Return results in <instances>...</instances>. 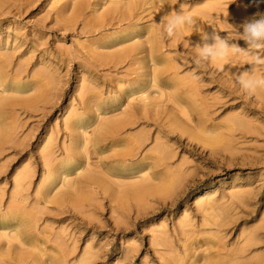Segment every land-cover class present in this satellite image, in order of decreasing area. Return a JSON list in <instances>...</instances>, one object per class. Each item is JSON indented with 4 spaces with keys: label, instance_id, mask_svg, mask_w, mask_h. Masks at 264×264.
I'll list each match as a JSON object with an SVG mask.
<instances>
[{
    "label": "rangeland",
    "instance_id": "obj_1",
    "mask_svg": "<svg viewBox=\"0 0 264 264\" xmlns=\"http://www.w3.org/2000/svg\"><path fill=\"white\" fill-rule=\"evenodd\" d=\"M74 1L0 0V52L12 56L7 78L0 79V98L9 101L0 117V264H86L85 252L96 254L88 264H264V89L250 95L236 79L253 67L257 77H264V65L250 63L255 55L250 50L229 56L231 71L205 65L188 41L183 44L184 28L174 38L159 40L161 52L182 65L176 77L202 101L207 129H201L193 119L196 112L186 114L181 102L170 99L175 91L171 85L163 81L156 88L150 81L151 62L103 67L97 73L81 66L88 58L84 45L97 41L92 47L113 50L101 44L110 40L105 34L120 28L83 33L80 29L92 16V6L101 12L116 1L91 0L83 11L86 18L61 29L55 11ZM171 1L177 13L192 16L204 2H221L220 17L208 19L210 34L230 36V44L245 50L241 25L264 15V0ZM153 18L150 14L141 19L139 28H122L144 35L125 44L144 42ZM21 54L25 56L19 58ZM15 69L18 75H13ZM32 97L38 98L32 108L22 106L21 101ZM130 105H141L144 116L119 138L144 132L142 155L160 144L159 153L166 155V168L173 176L167 185L150 194L138 189L139 197H130L123 207L111 201L110 191L85 188L87 201L78 213L68 203L53 202L66 184L85 173L75 165L59 168L46 195L39 197L42 180L52 173H47L48 164L65 161L60 148H67L70 133L84 141L93 139L102 123L120 117ZM233 117L245 121L246 128L233 127ZM103 143L105 147L89 144L85 152L90 165L101 158L104 167L112 169L104 176L107 181L128 184L146 171L154 174L151 167L134 169L142 155L134 162H116L112 151L119 147L110 140ZM49 145L53 155L45 164L41 152ZM99 146L97 155L92 154ZM24 170L25 186L11 199L12 181ZM150 184L156 188L159 182ZM85 216L94 226L80 223ZM114 219L119 230L111 228ZM155 236L166 243L155 241Z\"/></svg>",
    "mask_w": 264,
    "mask_h": 264
},
{
    "label": "bare ground",
    "instance_id": "obj_2",
    "mask_svg": "<svg viewBox=\"0 0 264 264\" xmlns=\"http://www.w3.org/2000/svg\"><path fill=\"white\" fill-rule=\"evenodd\" d=\"M91 0H75L71 5H66L64 7H58L55 11L56 15V23L63 24V30L69 29L67 25L70 22H76L79 18H86L84 14V10L91 5ZM92 6L90 8L93 13L91 17H89L86 21L82 23L81 31L83 33H94L99 32V29L107 28L109 30L111 28H120L116 33L105 34V38H110L108 41H103L101 46L102 48H114L113 50L102 52L99 51V47H92L95 42L87 43L83 46L87 53V59H85V63L81 66L86 67L88 72L97 73L99 68L105 67L106 70L117 69L118 67H122L125 64L129 66H133L134 64L147 63L151 62L153 67L149 73L150 81L156 83L159 87L161 83L166 82L167 85H171L170 87L175 89L174 92L171 93L170 99L173 102H177L182 104V110L187 114V111L191 110L192 112H196L197 114L194 116V120L199 123V127L201 129H207L204 125L203 119V111L202 101L199 99L197 95H194V91L191 86H187L183 80L177 78V74L179 69L181 68V63H178V60L175 57L164 55L161 51V46L159 44V40L162 41L164 37H166V33L163 31L164 25L166 23L167 18L170 15L176 14L177 7L171 0H167L165 3L164 10H156L157 0H116L110 1L109 5L101 12H97ZM67 12H70L67 14ZM150 14L153 15V23L151 24L152 28L149 30L145 36V40L132 43L125 44L126 41H129L133 37L141 38L144 35H140L138 31L135 29H122V28H139V22L141 19L148 17ZM0 15L2 13L0 12ZM221 15V2L213 1V2H204L203 6L195 10V15L193 18L196 20V24L194 26H184V41L183 44L186 45L187 41L189 44L187 46H191L196 54V58H198L197 45L202 46V40L200 33H211L212 25L208 19L210 17L219 18ZM156 21V22H155ZM155 22V23H154ZM125 26V27H122ZM112 36V37H111ZM213 41H209L212 43ZM34 44V43H33ZM116 46V47H115ZM31 47L34 45L31 44ZM35 48V47H34ZM12 53L15 51L12 48ZM162 54L164 56H162ZM25 55H20L23 57ZM195 56V55H194ZM11 55L9 53L0 52V79L7 78V73L9 72V67L11 63ZM205 65L207 63L212 64L215 68H220L217 63L203 61ZM88 65V66H87ZM224 69H229L231 71L233 67L231 66V61L228 59V63L225 64ZM12 72V71H11ZM19 70H14L13 75H18ZM147 75V74H146ZM0 82H3L0 80ZM149 83V81H148ZM162 83V84H163ZM120 89V88H119ZM180 90V91H179ZM182 90V91H181ZM259 92V91H257ZM35 100H38L37 97L27 98L21 101L22 106L29 109L32 108L31 105ZM9 101L7 98H0V117L2 116V111L7 106ZM153 106H157V104H153ZM136 107L131 106L127 110L123 111L120 117H115L113 119H109L106 122L102 123L96 131V134L93 133V139H88L86 141L82 140L75 133H70L69 145L66 149L60 148V150L64 153L65 161L62 163H49L48 164V172H52L42 180L40 184L37 194L39 197H44L46 192L49 189V186L55 180L58 169L64 167L72 168L73 166H81L85 170V173L81 175V177L73 182L72 184L68 183L65 185V189L58 194L53 202L57 205H66V203L71 205V209L73 211L81 213L83 209V202L87 201V193H85V188L94 189L100 188L103 192L111 193V201L115 203V205L123 207L127 200L131 198H138L141 192H136L138 189L146 188L148 193H157L159 192V188H164L168 181L173 177L172 173L166 168V155L159 153L161 148L160 144H156L152 149H150L147 154H141L142 146L146 141V137L144 132H141L142 135L139 136H128L125 138H119V135L125 128L134 125L137 119H141L144 114L142 111L141 105H137ZM26 110V109H25ZM145 111H147L145 107ZM262 112V111H261ZM146 118V117H145ZM175 117H172V121L169 126L171 129L173 124H175ZM231 124L232 126H238L246 128V122L239 118H232ZM68 126V124H66ZM232 127V128H233ZM71 127H67L71 132ZM216 129V128H215ZM73 135V136H72ZM106 140H110L112 146H118V149H114L112 151V157L115 158L116 162H123L125 160L134 162L135 159L142 157L138 162L133 163L134 169L138 170H149L148 167H151L155 170L154 174L147 173L139 176L134 181L126 184V183H112L111 181H107L104 176L107 174H111L112 169H106L103 165L104 161L101 158H98V161L93 164L88 163V156L85 152V148L89 144H97L101 143V147H105L103 142ZM48 144L51 140H47ZM51 146H46L42 152L40 159L42 162L47 164V159L53 155ZM84 147V148H83ZM93 147L92 154L97 155L98 150L101 148ZM149 160L150 162H145ZM165 162V163H164ZM65 163V165H63ZM90 165V166H89ZM27 177V173L24 170L23 172H19L18 175L14 178L13 182V193L10 195V198H15L18 193H16L19 189L24 188L25 186V178ZM158 180L159 184L153 187L150 182L154 180ZM157 184V183H156ZM68 188V189H67ZM113 188V190H112ZM144 192V191H143ZM86 209L90 208V205L85 207ZM136 218V217H135ZM134 218V219H135ZM114 219L111 225V228L115 230H119V222ZM80 223L84 226L93 225L94 223L92 219L88 216L81 217L79 219ZM264 229V226H262ZM159 236H155V241H160L161 243H166L164 238L158 239ZM8 243H10V238L8 239ZM74 244L72 240V245ZM87 254V258L84 259V263H91V259H95L96 254L92 252H85ZM83 253V254H85ZM7 264V263H6Z\"/></svg>",
    "mask_w": 264,
    "mask_h": 264
},
{
    "label": "clouds",
    "instance_id": "obj_3",
    "mask_svg": "<svg viewBox=\"0 0 264 264\" xmlns=\"http://www.w3.org/2000/svg\"><path fill=\"white\" fill-rule=\"evenodd\" d=\"M166 2L167 0H157L158 8L162 9ZM195 24L196 20L192 15L186 14L183 11L176 12L175 15H170L167 18L163 31L169 38H174L185 25L194 26ZM241 27L243 28V32L239 38L246 41L248 44L247 50L242 49L237 44H230L229 40L232 39L230 36L221 38L215 32L212 34L207 32L200 33L203 43L202 46L197 45V52L201 61L217 63L223 69L225 64L228 63L230 55L250 50L255 53L250 63L254 66L264 65V57L260 55L261 52H264V15L260 16L259 19L252 18L245 21ZM210 40L213 42L209 43ZM236 79L241 88L250 95L255 94L258 89H264V77H257L254 74V67L251 72L244 71L236 75Z\"/></svg>",
    "mask_w": 264,
    "mask_h": 264
}]
</instances>
